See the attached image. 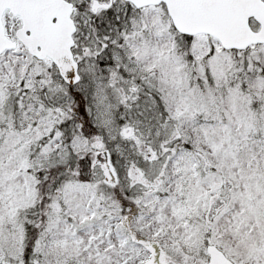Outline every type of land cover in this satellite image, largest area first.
Masks as SVG:
<instances>
[{
  "label": "rangeland",
  "instance_id": "rangeland-1",
  "mask_svg": "<svg viewBox=\"0 0 264 264\" xmlns=\"http://www.w3.org/2000/svg\"><path fill=\"white\" fill-rule=\"evenodd\" d=\"M71 1L78 84L20 42L0 54V261L25 263L33 224L30 264H151L157 245L174 264H204L208 243L236 264H264V44L226 50L205 33L183 43L164 4L116 0L93 13V0ZM3 22L15 39L21 18L6 11ZM136 102L141 121L120 120L121 103ZM69 116L77 127L64 137ZM105 150L115 184L102 174ZM70 152L99 173L47 189L34 223L38 170ZM126 188L133 198H113Z\"/></svg>",
  "mask_w": 264,
  "mask_h": 264
},
{
  "label": "water",
  "instance_id": "water-1",
  "mask_svg": "<svg viewBox=\"0 0 264 264\" xmlns=\"http://www.w3.org/2000/svg\"><path fill=\"white\" fill-rule=\"evenodd\" d=\"M114 0H93L91 10L109 7ZM137 8L164 3L176 30L185 35L207 33L216 37L225 49L244 50L252 44H264V0H126ZM76 9L69 0H0V54L17 46L5 31L3 15L10 10L22 19L16 37L38 59L50 57L61 77L69 85L81 79L79 62L73 46ZM260 24L254 30L251 19ZM128 133V130L126 131ZM104 174L110 183L117 180L105 150ZM144 242L142 239H138ZM209 259L205 264H234L215 244L206 247ZM6 264V263H0Z\"/></svg>",
  "mask_w": 264,
  "mask_h": 264
},
{
  "label": "trees",
  "instance_id": "trees-1",
  "mask_svg": "<svg viewBox=\"0 0 264 264\" xmlns=\"http://www.w3.org/2000/svg\"><path fill=\"white\" fill-rule=\"evenodd\" d=\"M107 20L112 23L113 27L117 26L118 22L116 21V16H112L110 15L109 17H107ZM102 26L105 24V21H102ZM107 23V22H106ZM180 39H182L183 43H187L186 41H189L190 37L188 36H184V35H180L179 37ZM79 95H82L79 94ZM155 96H157L156 99L160 98L159 95L154 94ZM153 97V96H152ZM80 100L78 101H82L79 102V104L81 106H83V103L85 104V106L87 105V99L84 100V98L79 97ZM152 99V98H151ZM140 102V99H139ZM82 103V104H81ZM141 106V105H140ZM158 106L160 107V112L164 111L163 109V104L162 102L158 103ZM149 107V106H148ZM163 109V110H162ZM139 106L138 103L136 102V104H132V105H128L126 107V105H124L123 103H121V105L118 108V113H119V118L120 120L126 121V120H130V121H134L135 119H140L141 121V112L139 111ZM81 112V109H80ZM82 118V122L81 124L83 125V129L86 133V131L91 132L92 130L96 129V126L90 123V120L88 122V116L87 114L84 113H80ZM59 126L62 129V133L64 135V137L66 135H71L73 132L76 131V127H77V119L75 116H69V118H66L64 120H62L61 122H59ZM69 136L66 140H69ZM61 159H52V162H45L44 166L45 168L42 170V167L38 170L39 172L42 173V179L39 180V185L41 186L40 190H42V194L43 196L40 199V202L38 201L36 204V206L33 207L32 211L29 212L31 213L33 219H34V223L35 221L37 222L39 216H41V218L45 217L47 210V203H46V208H44L45 206V201L46 200V190L48 189L51 193V195L54 193V191L57 189L56 187H59L60 185H62L68 178L71 177V175H75V177H79V176H89V175H93V173L95 174V172L98 174L99 171L94 168L93 163L91 162L90 159H88L86 156L85 157H78L76 154H74L73 152H70L68 154H62L60 156ZM43 166V167H44ZM38 172V176H40V173ZM119 190V189H118ZM121 191V190H119ZM134 190H132L131 188H126L124 189L123 195L122 193L118 192V196H113V198L116 199H122V197H128L130 196V198H133L134 196ZM50 195V198H51ZM48 202V200H47ZM120 205V204H119ZM124 205V204H121ZM131 205V204H129ZM124 207V206H123ZM44 209V210H43ZM43 210V211H42ZM44 221V220H43ZM33 225V224H32ZM31 225L30 229V233L29 236L26 238V242L27 245L25 246V252L22 255V259L25 260V263H32L30 262V260H32V253L34 249V242L36 240V230L35 228ZM33 233V234H32ZM32 235V236H31ZM29 238V240H28ZM157 252H158V259L154 262H152L151 264H160V263H165V264H174L175 260L174 258L170 257L171 254H168L160 245H157Z\"/></svg>",
  "mask_w": 264,
  "mask_h": 264
}]
</instances>
